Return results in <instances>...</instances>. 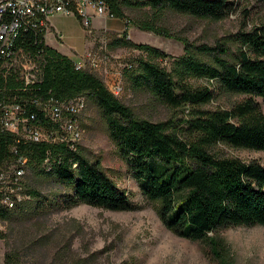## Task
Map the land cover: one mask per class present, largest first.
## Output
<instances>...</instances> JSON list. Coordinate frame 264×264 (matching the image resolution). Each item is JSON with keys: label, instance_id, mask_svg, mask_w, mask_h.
Listing matches in <instances>:
<instances>
[{"label": "trees", "instance_id": "16d2710c", "mask_svg": "<svg viewBox=\"0 0 264 264\" xmlns=\"http://www.w3.org/2000/svg\"><path fill=\"white\" fill-rule=\"evenodd\" d=\"M97 1L105 2L119 20L126 18V11H143L145 18L139 27L165 37L171 34L158 24L168 12L222 21L235 11L231 0ZM26 39L29 48L32 36ZM179 40L185 54L176 59L127 37L120 43L143 54L125 69L132 87L170 108L189 109L187 119L158 123L138 119L100 78L78 69L71 58L45 44L34 46L35 51L43 50L44 61L42 80L34 87L40 95L62 102L87 97L96 104L142 195L159 205L164 226L179 238L206 245L220 264H229L230 251L219 233L264 226V165L220 156L213 150L224 145L264 152V112L257 101L264 100V23L234 35L233 41L239 45L236 51L226 45L195 46ZM167 59H172L170 70L161 66ZM192 81L204 84L195 86ZM7 85L17 87L13 75H9ZM213 85L244 99L228 109H206L215 99ZM16 140L15 135L0 131V169L7 168L15 157H25L31 174L52 179L59 187L43 195L26 186L31 200L14 210L0 202V221L16 219L32 201L36 210L63 211L79 205L112 212L136 209L129 193L80 147L72 151L67 143L25 145ZM4 264L19 263L15 255L6 253Z\"/></svg>", "mask_w": 264, "mask_h": 264}, {"label": "rangeland", "instance_id": "374dc122", "mask_svg": "<svg viewBox=\"0 0 264 264\" xmlns=\"http://www.w3.org/2000/svg\"><path fill=\"white\" fill-rule=\"evenodd\" d=\"M235 11L222 21L197 20L168 12L159 21L171 37L144 31L139 22L143 11H126L119 20L97 17L84 25L78 14L50 16L48 46L71 58L75 64L100 78L109 90L138 119L154 123L187 119L189 109L170 108L146 91L136 90L125 76V69L143 57L142 52L122 46L121 39L157 48L173 59L185 54L179 40L186 39L195 46L226 45L232 51L239 47L233 36L264 23V0H231ZM81 18V20L79 19ZM56 35H62L58 40ZM91 56L88 59V56ZM207 61L206 56H200ZM171 60L161 66L171 69ZM195 86L203 81H192ZM214 101L206 109H228L244 99L220 91L213 85ZM86 108L78 116L82 133L80 148L92 161H99L103 170L125 189L136 209L131 212H112L79 205L69 210H36L35 201L27 211L12 221H0V264L6 253L16 256L19 264H220L209 248L174 235L161 222L159 205L142 195L138 183L110 137L109 129L98 106L87 97ZM264 112V100L258 98ZM217 155L238 158L243 162L258 161L264 165V152L241 150L218 145ZM24 184L28 190L43 195L59 187L52 179L26 172ZM229 248V264H264V226L237 227L219 233Z\"/></svg>", "mask_w": 264, "mask_h": 264}, {"label": "built area", "instance_id": "2783aa9c", "mask_svg": "<svg viewBox=\"0 0 264 264\" xmlns=\"http://www.w3.org/2000/svg\"><path fill=\"white\" fill-rule=\"evenodd\" d=\"M70 13L82 17L87 27L97 17L114 18L107 4L97 0H0V131L15 135L18 144L67 143L72 151L80 147L78 116L86 100L62 102L40 95L34 87L42 80L44 63L43 50L34 46L48 45L50 16ZM27 36H32L29 48ZM56 37L63 40L62 35ZM76 66L84 69L80 63ZM9 75L17 87L8 88ZM27 171V158L19 156L0 169V202L9 210L31 200L24 184Z\"/></svg>", "mask_w": 264, "mask_h": 264}, {"label": "crops", "instance_id": "0c3cea01", "mask_svg": "<svg viewBox=\"0 0 264 264\" xmlns=\"http://www.w3.org/2000/svg\"><path fill=\"white\" fill-rule=\"evenodd\" d=\"M55 49V48H54ZM57 50V49H56Z\"/></svg>", "mask_w": 264, "mask_h": 264}]
</instances>
